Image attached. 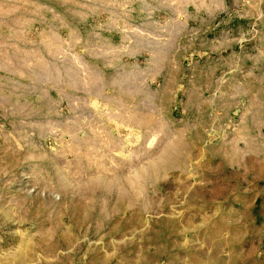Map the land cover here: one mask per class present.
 I'll return each instance as SVG.
<instances>
[{
  "label": "rangeland",
  "instance_id": "1",
  "mask_svg": "<svg viewBox=\"0 0 264 264\" xmlns=\"http://www.w3.org/2000/svg\"><path fill=\"white\" fill-rule=\"evenodd\" d=\"M0 264H264V0H0Z\"/></svg>",
  "mask_w": 264,
  "mask_h": 264
}]
</instances>
